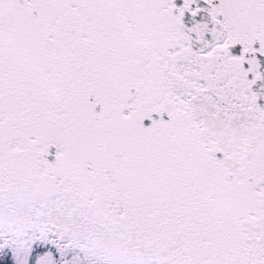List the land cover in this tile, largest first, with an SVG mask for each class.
I'll return each mask as SVG.
<instances>
[{"label": "flooded vegetation", "instance_id": "obj_1", "mask_svg": "<svg viewBox=\"0 0 264 264\" xmlns=\"http://www.w3.org/2000/svg\"><path fill=\"white\" fill-rule=\"evenodd\" d=\"M0 123L32 155L6 182L112 185L143 244L184 236L189 185L241 227L264 199V0H0ZM262 242L233 261L264 264Z\"/></svg>", "mask_w": 264, "mask_h": 264}, {"label": "rangeland", "instance_id": "obj_2", "mask_svg": "<svg viewBox=\"0 0 264 264\" xmlns=\"http://www.w3.org/2000/svg\"><path fill=\"white\" fill-rule=\"evenodd\" d=\"M1 127L0 123V259L7 264H240L233 261V248L244 253L248 251L245 244L264 241V199H256L260 215L233 227L230 220L227 225L226 201L219 200L217 208L215 200L203 196L200 203L189 185L182 191L183 209L175 213L185 225L184 236L168 246L143 244L146 241L135 235L139 226L133 219L134 199L115 197L112 185L92 195L86 190L88 184L81 182L70 193V182L55 183L44 173L38 181L37 167H32L36 170L30 182L19 188L6 182L2 171L6 159L32 155L24 149L25 133L9 140ZM26 132L34 135L36 130ZM233 237L239 241L230 246Z\"/></svg>", "mask_w": 264, "mask_h": 264}, {"label": "water", "instance_id": "obj_3", "mask_svg": "<svg viewBox=\"0 0 264 264\" xmlns=\"http://www.w3.org/2000/svg\"><path fill=\"white\" fill-rule=\"evenodd\" d=\"M188 26L189 27L183 26V29L186 32L188 41L191 43V45L195 46L196 45V43H195V41H196V37H195L196 27L193 24V22H190L188 24Z\"/></svg>", "mask_w": 264, "mask_h": 264}, {"label": "trees", "instance_id": "obj_4", "mask_svg": "<svg viewBox=\"0 0 264 264\" xmlns=\"http://www.w3.org/2000/svg\"><path fill=\"white\" fill-rule=\"evenodd\" d=\"M0 264H7L6 259H0Z\"/></svg>", "mask_w": 264, "mask_h": 264}]
</instances>
